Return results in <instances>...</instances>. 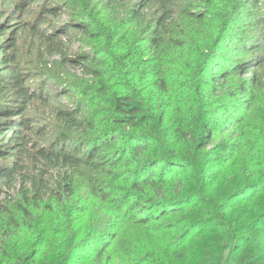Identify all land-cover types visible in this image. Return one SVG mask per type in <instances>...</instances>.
Masks as SVG:
<instances>
[{"label":"clouds","instance_id":"clouds-1","mask_svg":"<svg viewBox=\"0 0 264 264\" xmlns=\"http://www.w3.org/2000/svg\"><path fill=\"white\" fill-rule=\"evenodd\" d=\"M36 3L42 17L54 4L83 14L98 75L58 129H14L25 141L15 150L0 135V173H14L11 196L0 192V264H264V54L258 72L237 55L264 50V16L246 0H213L206 20L172 33L183 47L164 51L148 50L108 0ZM193 49L195 64L181 59ZM23 80L0 51V106L22 108Z\"/></svg>","mask_w":264,"mask_h":264},{"label":"trees","instance_id":"trees-1","mask_svg":"<svg viewBox=\"0 0 264 264\" xmlns=\"http://www.w3.org/2000/svg\"><path fill=\"white\" fill-rule=\"evenodd\" d=\"M122 0H108L105 5L106 9L109 11H115L117 6H119ZM125 1V6L128 4V14L124 17V25H130L134 32H139L138 39L141 43L147 46L148 50L153 48L162 49V46L166 44H171L172 48L183 47L184 41H175L171 39L172 33L177 29H180L181 24H188L193 19L195 20H206L208 13L212 12L213 0H203V3L208 5L207 8H203L202 11L198 13L192 12L193 7H202L201 5H194L189 3L187 7L183 6V0H166L165 3H161L157 6V0H123ZM90 2V0H89ZM247 7L250 9H255L253 16H264V12L260 11L264 9V0H246ZM22 7L20 10L18 7ZM85 8L88 4L84 5ZM64 5L54 4L53 10L51 12L58 13L59 9H63ZM21 0H15L14 3L8 5L3 10H0V51L5 54V66L14 67L18 73L24 77L23 83L28 84L30 94L24 101L22 108L19 111H11L10 105L11 101H5V104L0 111V125H4L3 131H0V135L7 137L8 142L11 144L13 150L16 148H23L24 139L23 133L21 138L17 141H13V137L16 136L15 130L22 129L23 132H31L33 128L36 129L34 134L38 135L42 131L47 132V130L58 129L60 122L64 119L66 102L64 100L67 97L71 100L72 96L77 92L86 91L81 89L80 85H66L62 81L55 82L51 80L47 75L37 76L35 70L30 68H24L20 61L17 51L16 41L17 36L20 31H28L34 35V38L43 41V45L49 51L50 49L54 52L57 51L62 58L66 61L71 62L82 67V71L87 76H95L98 73L89 69L87 64L91 58L93 61L98 56V52L83 51L78 56H70L69 46L65 45L61 41H58V34L51 33L48 29L50 24L43 27L40 26L42 21L35 20L34 23L24 21L21 14L25 10ZM34 14L33 11L30 12ZM72 14L71 20L65 25V29L61 32L68 35V32L72 30H77L82 32L87 40H93L97 37V33H90L88 31L89 25H86L83 21V14L77 12H70ZM247 15V13L245 14ZM46 21V20H45ZM43 21V22H45ZM46 28V29H45ZM181 34L183 30L181 29ZM218 39V37H217ZM83 42L85 39L80 38ZM215 43V41H213ZM162 50L166 51V47ZM198 51L193 49L190 54L184 52L181 54V59L183 56L190 55L191 64H195L198 58ZM235 51V49H234ZM258 55L248 56L247 53L239 52L238 56H247V59L243 62L248 64L249 67L246 71L257 72L261 67L260 64H252L253 60L259 58V54H264V50L256 49L254 50ZM189 61L184 60V65H188ZM34 79L35 81L31 80ZM86 84V83H84ZM13 100H15V94H13ZM79 106V105H78ZM30 107L36 108V113H30L27 110ZM51 115V116H50ZM11 133V135H9ZM32 147L35 148L36 144L33 143ZM7 151V149L5 150ZM40 153L43 152V148L38 150ZM14 173L9 172L5 169L0 173V183H4V188H0V192H4L5 189H10L11 181ZM23 182V178H21ZM10 193V191H5Z\"/></svg>","mask_w":264,"mask_h":264},{"label":"rangeland","instance_id":"rangeland-1","mask_svg":"<svg viewBox=\"0 0 264 264\" xmlns=\"http://www.w3.org/2000/svg\"><path fill=\"white\" fill-rule=\"evenodd\" d=\"M23 5L25 6V10L21 14L23 15L22 19L24 21L34 23L35 20L42 21L40 26H47L50 24L48 28L51 33H57L58 41H61L65 45L69 46V52H75V55L70 56H78L83 51L89 50H82L83 49V42L80 38L86 39L85 35L77 30H72L68 32V35L61 32L65 29V25L71 20L72 14L70 12L65 13L64 7L63 9H59L58 13H53L49 11L47 16L42 17L41 12L36 11V8L39 7L37 5L36 0H21ZM128 3V2H127ZM125 1H121L119 6L115 11H111V13H116L121 16V23H124V17L128 14V6L124 7ZM20 10L22 7H18ZM33 11L34 14L30 12ZM48 17H51L49 20ZM46 20V21H45ZM45 21V22H43ZM46 29V28H45ZM17 46V53L19 57V61L21 65L26 68H30L31 70L36 71V75L43 76L44 74L47 75L51 80H55V82L62 81L66 85H80L82 83H86L87 78L89 76L85 75L82 71V67L78 65V63L74 64L69 61H66L64 58L57 51L49 50L45 48L43 45V41L40 39L34 38V35L28 31H20L17 36L16 41ZM259 69L257 70V72ZM35 81L34 79H31ZM65 100V99H64ZM66 103H70L71 100H65ZM28 112L33 113L37 111L34 107H30ZM51 116V115H50ZM11 188L10 186V193L3 192L5 197L11 196ZM257 212L259 211V206H257ZM264 215V214H261ZM259 216L256 219H252L249 224V228H256L259 227ZM242 245H235L233 248L229 249V255L234 256L241 250ZM191 258V257H190Z\"/></svg>","mask_w":264,"mask_h":264}]
</instances>
